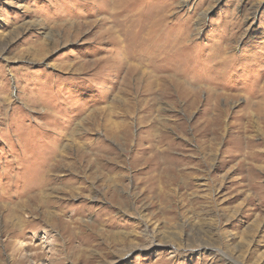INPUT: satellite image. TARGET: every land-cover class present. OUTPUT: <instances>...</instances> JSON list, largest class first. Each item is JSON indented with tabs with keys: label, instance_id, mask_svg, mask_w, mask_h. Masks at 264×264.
<instances>
[{
	"label": "rangeland",
	"instance_id": "rangeland-1",
	"mask_svg": "<svg viewBox=\"0 0 264 264\" xmlns=\"http://www.w3.org/2000/svg\"><path fill=\"white\" fill-rule=\"evenodd\" d=\"M0 264H264V0H0Z\"/></svg>",
	"mask_w": 264,
	"mask_h": 264
},
{
	"label": "bare ground",
	"instance_id": "bare-ground-1",
	"mask_svg": "<svg viewBox=\"0 0 264 264\" xmlns=\"http://www.w3.org/2000/svg\"><path fill=\"white\" fill-rule=\"evenodd\" d=\"M213 175V174H212ZM214 176V175H213ZM209 177H211V174H210V176ZM215 177V176H214ZM213 179V178H212ZM214 180V179H213ZM216 180V179H215ZM212 184V183H211ZM214 184V183H213ZM212 188H213V186H212Z\"/></svg>",
	"mask_w": 264,
	"mask_h": 264
}]
</instances>
